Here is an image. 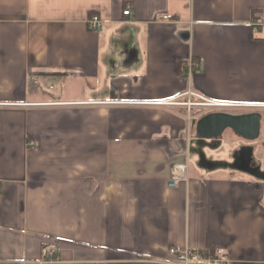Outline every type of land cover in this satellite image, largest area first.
Wrapping results in <instances>:
<instances>
[{
	"label": "crops",
	"instance_id": "0c3cea01",
	"mask_svg": "<svg viewBox=\"0 0 264 264\" xmlns=\"http://www.w3.org/2000/svg\"><path fill=\"white\" fill-rule=\"evenodd\" d=\"M185 91L264 105V0H0V264H264V109L219 155L183 109L127 104Z\"/></svg>",
	"mask_w": 264,
	"mask_h": 264
},
{
	"label": "built area",
	"instance_id": "2783aa9c",
	"mask_svg": "<svg viewBox=\"0 0 264 264\" xmlns=\"http://www.w3.org/2000/svg\"><path fill=\"white\" fill-rule=\"evenodd\" d=\"M130 13L129 7L124 11V15ZM87 27L91 31H99L102 28V21L96 13H92L87 19ZM198 63L190 59L185 66V73L190 77L197 68ZM183 99L174 97L168 100L154 102L127 103L137 105H147L154 107H163L166 109L180 108L185 111L183 116L189 120L198 119L200 116L212 112L243 113L240 110L264 109V105H254L249 103L227 102L210 99L194 91H185L182 93ZM182 174L174 172L172 175L173 184ZM57 252L56 245L49 244L44 247L46 259L54 260ZM167 264H229L228 260L221 254L208 249H193L178 244L170 245L167 248Z\"/></svg>",
	"mask_w": 264,
	"mask_h": 264
},
{
	"label": "water",
	"instance_id": "95a60500",
	"mask_svg": "<svg viewBox=\"0 0 264 264\" xmlns=\"http://www.w3.org/2000/svg\"><path fill=\"white\" fill-rule=\"evenodd\" d=\"M260 114L257 111L244 113L212 112L196 119L195 130L201 138H217L229 128L240 137L252 140L258 136Z\"/></svg>",
	"mask_w": 264,
	"mask_h": 264
},
{
	"label": "rangeland",
	"instance_id": "374dc122",
	"mask_svg": "<svg viewBox=\"0 0 264 264\" xmlns=\"http://www.w3.org/2000/svg\"><path fill=\"white\" fill-rule=\"evenodd\" d=\"M240 111H242L243 113L244 112H248V111H252V110H240ZM228 129V128H227ZM224 130L225 132H222V134L221 135H219L220 137H223L224 136V139H226L225 140V143L223 144L225 147H224V149H222L221 151H220V153H219V155H221V153H224V150H225V148L226 149H228V148H231V140H229V139H227V136L228 135H232V134H234L235 132H232L231 130ZM227 134V135H226ZM235 135V134H234ZM237 135V134H236ZM218 136V137H219ZM236 137V136H235ZM237 140H238V142H246V140L245 139H243L242 137H240L239 135L237 136V138H236ZM248 142H254V143H261L260 141H259V139H258V137L257 138H255V139H252V140H247ZM232 142H235V140H232ZM260 150H259V154H261L262 156H263V153H264V150H263V146H262V144L260 145ZM237 163V160L235 161V164Z\"/></svg>",
	"mask_w": 264,
	"mask_h": 264
},
{
	"label": "trees",
	"instance_id": "16d2710c",
	"mask_svg": "<svg viewBox=\"0 0 264 264\" xmlns=\"http://www.w3.org/2000/svg\"><path fill=\"white\" fill-rule=\"evenodd\" d=\"M186 66V65H185ZM193 121H195V120H193Z\"/></svg>",
	"mask_w": 264,
	"mask_h": 264
}]
</instances>
